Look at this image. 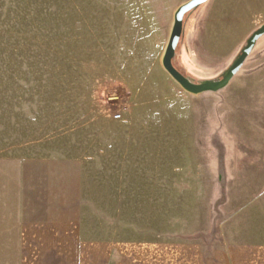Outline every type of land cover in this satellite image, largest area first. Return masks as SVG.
I'll use <instances>...</instances> for the list:
<instances>
[{"label": "rangeland", "instance_id": "rangeland-1", "mask_svg": "<svg viewBox=\"0 0 264 264\" xmlns=\"http://www.w3.org/2000/svg\"><path fill=\"white\" fill-rule=\"evenodd\" d=\"M188 1L0 0V152L90 158L100 254L74 264H197L200 242L264 236L232 218L261 184L230 197L225 183L264 176V36L225 89L191 95L162 65ZM262 24L264 0H209L185 16L174 66L219 80Z\"/></svg>", "mask_w": 264, "mask_h": 264}, {"label": "crops", "instance_id": "crops-1", "mask_svg": "<svg viewBox=\"0 0 264 264\" xmlns=\"http://www.w3.org/2000/svg\"><path fill=\"white\" fill-rule=\"evenodd\" d=\"M239 116L241 130L245 127L244 134L248 133L249 117L243 107ZM255 134L264 136V124L256 126ZM245 145L249 148L250 143ZM253 148L264 151V139L258 138ZM256 158L261 161L264 154H257ZM89 159L0 152V264H74L88 262L94 255L99 257L100 239L92 238L88 224L89 208L98 207L88 196ZM242 177L232 178L230 173L226 176L228 193L232 183L261 184L262 188L255 196L242 197L252 200L243 203L232 218L241 217L243 226L246 218L251 230L264 232V176ZM202 239L205 242L211 239L210 233L202 235ZM208 242L203 247L204 253V242L194 247L199 248L195 263L205 260V264H264V236L260 242L226 243L216 251L211 241ZM10 254L15 258H9Z\"/></svg>", "mask_w": 264, "mask_h": 264}, {"label": "water", "instance_id": "water-1", "mask_svg": "<svg viewBox=\"0 0 264 264\" xmlns=\"http://www.w3.org/2000/svg\"><path fill=\"white\" fill-rule=\"evenodd\" d=\"M208 1L209 0H189L188 2L182 4L176 10L174 14V23L169 37V41L162 57V65L165 71L173 78L175 82L180 85V87L185 92L194 96L209 92L217 93L225 89L236 76V74L241 70L245 61L253 52L259 39L264 36V24H262L257 30L253 32V34L247 40L245 47L242 49L241 53L234 60L231 66L226 70L221 79L205 80L199 83H195L193 80L181 73L174 66L173 61L183 35L185 16L193 10L197 9L198 7L204 5Z\"/></svg>", "mask_w": 264, "mask_h": 264}, {"label": "built area", "instance_id": "built-area-1", "mask_svg": "<svg viewBox=\"0 0 264 264\" xmlns=\"http://www.w3.org/2000/svg\"><path fill=\"white\" fill-rule=\"evenodd\" d=\"M121 119H122V115H121L120 113L114 115V120L119 121V120H121Z\"/></svg>", "mask_w": 264, "mask_h": 264}]
</instances>
